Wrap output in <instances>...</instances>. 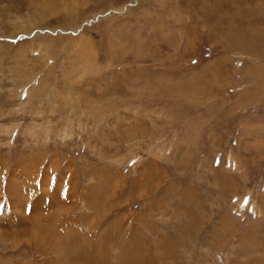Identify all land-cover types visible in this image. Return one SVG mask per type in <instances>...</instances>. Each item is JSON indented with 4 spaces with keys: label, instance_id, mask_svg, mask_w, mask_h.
Wrapping results in <instances>:
<instances>
[{
    "label": "rangeland",
    "instance_id": "374dc122",
    "mask_svg": "<svg viewBox=\"0 0 264 264\" xmlns=\"http://www.w3.org/2000/svg\"><path fill=\"white\" fill-rule=\"evenodd\" d=\"M0 264H264V0H0Z\"/></svg>",
    "mask_w": 264,
    "mask_h": 264
},
{
    "label": "bare ground",
    "instance_id": "6f19581e",
    "mask_svg": "<svg viewBox=\"0 0 264 264\" xmlns=\"http://www.w3.org/2000/svg\"><path fill=\"white\" fill-rule=\"evenodd\" d=\"M61 221H62V220H61ZM50 222H51V221H50ZM50 222H49V223H50ZM34 223H35V222H34ZM45 224H46V223H45ZM45 224H44V225H45ZM61 224H62V223H61ZM37 225H38V224H37ZM62 225H63V224H62ZM45 226H46V225H45ZM42 227H43V226H42ZM42 227H41V228H42ZM47 227H49V226L47 225ZM36 228H37V227H36ZM41 228H40V229H41ZM45 229H47V228L45 227ZM36 230H37V229H36ZM40 232H41V231H40ZM36 233H37V232H36ZM36 233H35V234H36ZM44 233H46V231L43 232V234H44ZM37 235H39V234H37ZM39 237H40V236H39ZM40 238H41V237H40ZM45 240H46V239H45ZM90 249H92V248H90ZM59 255H60V254H59ZM67 259H68V258H67Z\"/></svg>",
    "mask_w": 264,
    "mask_h": 264
}]
</instances>
